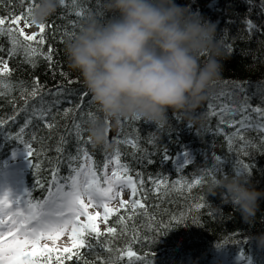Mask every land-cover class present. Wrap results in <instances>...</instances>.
<instances>
[{"label":"snow or ice","instance_id":"obj_1","mask_svg":"<svg viewBox=\"0 0 264 264\" xmlns=\"http://www.w3.org/2000/svg\"><path fill=\"white\" fill-rule=\"evenodd\" d=\"M11 2V0H0V4ZM23 5L26 0H19ZM28 7L25 13L19 15L10 14L7 17H0V36H6L10 47L7 49V56L13 58L22 57L25 63L35 67L37 58H43L48 62L50 71L53 70L54 49L48 45L45 52L43 45L47 43L44 36L46 24H34L31 18L32 8L35 0H27ZM65 0H60V5H64ZM261 12L264 14V0H261ZM77 15H83L77 12ZM23 22V26L21 23ZM246 31L251 35L254 30L259 31V27L252 20H244ZM38 28L37 32L29 34L26 28L32 26ZM51 27V25H48ZM228 51L234 49L227 45ZM3 46H0V52H4ZM3 67L0 68V97L11 94L14 88H20L21 96L24 98V106L20 108L16 115L0 120V134L8 141L22 145L25 153V159L28 160L32 171L41 170L42 162L40 157L46 156L47 152L54 151V159H48L50 178L47 185L36 180L35 183L40 188L46 189V196L39 201L30 199L31 192L29 188H24L22 192L13 193L7 187H0V264H65V261L75 260L77 264L82 261L88 264L84 258L83 250L93 252L97 248L102 251L113 252L110 261L97 257L98 264H119L122 260H127L128 264H134L139 261L140 264H154V254L146 253L141 257L134 252L129 245L126 249L113 250L108 244H105L103 237L113 238L127 236L129 226L132 229L131 240L135 243L150 244L147 235L140 237V227L137 226V218H142L144 224L151 221L150 231L158 237L162 232L170 230L169 225L175 221L181 223L185 216H173L169 224H161L158 228L155 224V215L150 209L160 208L161 203L166 200L172 192L186 189L191 192L197 186L207 183L206 177L215 179L217 174L226 173L225 164H231L235 172L250 174L251 166L243 163L239 156L250 155V149L257 147L264 148V107L253 106L251 99L253 96L247 94L240 99L234 97L232 92L223 90L214 93L209 98L207 105L208 115L216 117L218 120L216 128L213 130L209 126L204 131L211 135H223L228 145V151L234 153V158L228 156L221 157L214 153L209 156L203 155L205 167L199 169V175L193 174L194 178L178 176L172 178L171 175L165 177L163 173L156 176L149 175L147 180L142 172L133 170L127 163L121 161L122 153L117 148L114 153L109 154L105 151V162L103 168L98 171L92 154L88 151V145L92 144L90 136L87 134L86 125L88 121L97 114L91 110H85L84 98L87 92L79 94V103L73 107L64 108L60 112V105L67 103L73 105V97L76 93L68 90L63 84L57 83L55 89H48L46 92L39 82V77H35L32 82V91L28 93L37 104H31L27 97H24V82L13 84L5 81L6 76H10L11 69L8 67L7 60L0 58ZM61 75H66L61 72ZM74 81H69V84ZM224 83H227L225 81ZM239 87V85H237ZM243 90V89H242ZM261 103L264 104V92L259 94ZM46 97H51L47 100ZM91 104V102H89ZM55 109V111H54ZM20 112L25 113V122L19 127L15 134L7 131V125H16L17 116ZM71 114L70 124L60 125L57 121V115L68 118ZM139 121L137 117L132 118ZM179 120V117H176ZM122 123V122H121ZM147 123V122H144ZM189 127L192 124L187 123ZM232 129L231 132H225L223 126ZM42 128L48 132V136L41 137L37 134V129ZM33 129L28 132V129ZM110 130V127H109ZM159 130L164 132L163 126ZM55 131V146L48 148L41 147L39 150L33 147L37 141H51ZM174 126H169L164 133L170 140ZM248 133H256V137H249ZM200 135V131L198 130ZM123 135L122 129L117 132L114 141L117 144L131 146L132 156L136 163L143 167L145 164H153L156 161L153 156H159L160 163L171 161L174 170L180 174L184 169L195 163L193 154L184 149L175 154L170 153L167 147L158 149L155 152L147 148H141L139 137L120 139ZM259 141L257 145L256 141ZM72 143L75 152L68 150V144ZM154 148L159 143L155 133L146 141ZM19 149L13 150V157ZM143 153L139 157L137 153ZM261 154H264L262 152ZM65 165L68 169L67 176H60V166ZM111 171L109 173V167ZM146 183L151 187H146ZM127 190L129 198L123 199L122 193ZM155 198L156 202L147 203L149 196ZM201 201L203 197L200 198ZM113 202L117 205L110 207ZM196 209H203V202L194 203ZM89 208L103 209L102 213L89 211ZM116 217V226H108L102 231L98 224V218L105 224H108L112 217ZM83 218V219H82ZM67 235L71 247L53 248L42 241L55 242L60 237ZM95 240V247L90 243ZM221 247V246H217ZM151 256V260H149Z\"/></svg>","mask_w":264,"mask_h":264},{"label":"trees","instance_id":"obj_2","mask_svg":"<svg viewBox=\"0 0 264 264\" xmlns=\"http://www.w3.org/2000/svg\"><path fill=\"white\" fill-rule=\"evenodd\" d=\"M178 4L189 5L193 11H198L204 17L210 19L217 24V37L220 40L224 52L225 59L219 78L214 82L207 99L197 109V112L207 114V119L202 124H196L189 127L187 123L190 121L181 113H173L169 111L167 120L163 124L164 132L159 130L160 125L152 123H144V120L134 121L132 118L122 120L119 128L109 133V140L112 147L103 149L88 145V151L92 154L96 164V168L100 171L105 162V151L109 154L119 148L122 153L121 161L127 163L133 170H139L143 173L145 180L149 175L156 176L163 173L165 177L171 175L172 178L178 176L188 177L190 180L194 178L193 174L199 175V169L205 167V159L203 155L207 153L211 156H228L234 158V153L228 151V145L223 135H211L204 129H215L218 123L216 117L208 115L207 105L209 98L221 90L232 92L237 99L243 98L246 94L253 96L251 104L253 106L264 107L261 103L260 93L264 92V14L261 12V0H176ZM28 7L26 0L25 4H21L19 0H11L0 4V17H7L10 14L19 15L25 13ZM77 12H82L83 15L78 16ZM90 13L96 14L98 17H104V0H65V4L60 5L57 11L48 18L44 32L47 43L43 45V50L46 52L48 45L53 47V71L49 70L48 62L43 58H37L36 65L25 63L20 56L9 58L7 49L10 47L8 38L0 36V46L5 49L0 52V58L7 60L8 67L11 69L10 76L5 77V81H10L13 84L24 82V97H27L31 104H37L38 101H33L28 93L32 91V82L35 77H39V82L46 92L48 89H55L57 83L63 84L64 87L76 93L73 97V105L64 103L60 105V112L64 108L73 107L79 103V94L87 92L84 98L85 110H91L99 114L97 106L92 102L91 95L87 91L83 83V78L80 73L73 70L68 63L65 54V41L71 36H74L78 30L81 21ZM250 19L259 27V31L254 30L250 35L246 31L244 20ZM51 25V27H48ZM35 26V25H34ZM36 27V26H35ZM37 28V27H36ZM38 31V28L35 32ZM227 45H231L234 51L229 52ZM203 59V57H202ZM3 64L0 63V68ZM63 72L66 75H61ZM74 81L69 84V81ZM227 81V83H224ZM239 85V87L237 86ZM243 89V90H242ZM21 89L14 88L9 95L0 97V120H5L8 117L16 115L17 111L24 106V98L21 96ZM51 100V97H46ZM91 102V104H89ZM55 111V109H54ZM179 117V120L176 119ZM57 121L60 125L70 124L71 114L68 118H63L57 115ZM25 122V113L20 112L17 116V124L7 125V131L15 134L19 131V127ZM169 126H174L175 131L172 133L171 140L164 134ZM87 127V125H86ZM225 132H231L226 125L223 126ZM122 129L123 135L120 139L126 137L135 139L139 137L140 147L147 148L149 151L155 152L158 149L167 147L170 153L175 154L184 149L190 151L195 157V163L187 166L184 171L177 174L171 161L160 163V157L153 156L156 161L153 164H145L143 167L136 163L133 159L131 146L117 144L114 141L117 132ZM33 129L29 128L28 132ZM200 131V135L198 134ZM38 136L46 137L48 132L41 126L37 129ZM155 133L159 143L154 148L146 143L147 139ZM88 134V133H87ZM249 137H256V133H248ZM56 133L53 132L51 141H37L33 147L39 150L41 147L45 149L49 146H55ZM259 145V141H256ZM22 145L8 141L0 134V182L5 180V175L10 172L7 167V162L17 160L16 165H19L18 174L21 175L22 191L24 188H29L31 197L34 202L42 200L46 196V189L40 188L35 181L47 185L50 174L46 169L49 167L48 159H54L56 153L54 151L47 152L46 156L40 157L42 162L41 170H33L29 167L28 160L25 159V153L22 150ZM14 149H19L15 157L12 153ZM68 150L75 152L72 143L68 144ZM250 155L245 156L240 154L239 159L251 166L250 176L252 181L259 187L264 188V148L250 149ZM143 153H137L139 157ZM224 170L228 174H232L235 170L231 164H225ZM68 169L65 165L60 166V176H67ZM247 174V173H246ZM221 174H217L219 177ZM210 177H206L207 183ZM207 183L197 186L190 193L186 189L172 192L169 197L161 203L160 208L150 209V212L155 215V224L159 228L161 224H169L173 216L183 214L185 219L181 223L173 221L169 228L170 230L162 232L158 237L150 231L151 221L144 224L142 218H137L136 224L140 227L139 236L147 235L150 241L155 239V242L150 244L135 243L131 240L132 229L129 226V234L127 236H119L116 238L105 236L103 241L108 244L113 250L126 249L129 245L134 252L143 257L146 253L154 254V264H212L214 254H226L229 259H234L240 255L237 264H264V247H258L255 239L250 238L255 234L264 231V201H261L260 210L257 212L256 221L254 224L244 223L241 220L240 214L235 211L230 203H226L221 199L219 192L217 195H210L207 191ZM146 187H151L146 183ZM201 197L203 200L201 201ZM156 200L151 195L147 203H155ZM203 202V209H196L194 203ZM104 231L108 226H116V217H112L108 224L103 223ZM90 243L95 247L96 241L90 240ZM221 247H217V246ZM84 258L88 264H98L97 257L104 260H109L117 255L115 251L107 252L96 249L93 252L83 250ZM149 256V260H151ZM65 264H77L75 260L65 261ZM80 264H83L81 261ZM119 264H128L127 260H122ZM134 264H140L135 261Z\"/></svg>","mask_w":264,"mask_h":264},{"label":"clouds","instance_id":"obj_3","mask_svg":"<svg viewBox=\"0 0 264 264\" xmlns=\"http://www.w3.org/2000/svg\"><path fill=\"white\" fill-rule=\"evenodd\" d=\"M59 6L60 0H35L34 24L46 23ZM104 13L88 14L65 41L69 66L98 108L87 124L92 145L111 148L109 127L133 117L161 125L172 111L193 126L202 124L207 114L197 109L226 58L217 24L176 0H104ZM207 191L219 192L248 224L255 223L264 201V188L235 171L210 179ZM250 238L264 247V231Z\"/></svg>","mask_w":264,"mask_h":264},{"label":"rangeland","instance_id":"obj_4","mask_svg":"<svg viewBox=\"0 0 264 264\" xmlns=\"http://www.w3.org/2000/svg\"><path fill=\"white\" fill-rule=\"evenodd\" d=\"M21 26H23V22L21 23ZM36 27L32 26L30 28H26L25 31L31 34L32 32L36 31ZM115 129L110 128L109 132H113ZM17 160H14L13 162H7V167L10 169V172L5 175V180L0 182V187H7L9 190H11L13 193L22 192L21 187V175H19L17 172L19 165H16ZM111 171V166L109 167V173ZM1 179V178H0ZM123 199L129 198V192L125 190L122 193ZM118 202H113V204H110V207L117 205ZM90 211V208H89ZM83 219V218H82ZM99 227L102 230L103 224L102 221L99 223ZM42 243H47L49 247L53 248H64V247H71V242L67 235L60 237L55 242L53 241H42ZM212 264H237L238 260L240 259V255H237L233 260L228 258V255L226 254H214L213 255Z\"/></svg>","mask_w":264,"mask_h":264},{"label":"bare ground","instance_id":"obj_5","mask_svg":"<svg viewBox=\"0 0 264 264\" xmlns=\"http://www.w3.org/2000/svg\"><path fill=\"white\" fill-rule=\"evenodd\" d=\"M90 211H92V212H96V211H100L101 213H102V211H103V209H95V208H90ZM98 222L100 223L101 221L99 220V218H98Z\"/></svg>","mask_w":264,"mask_h":264}]
</instances>
